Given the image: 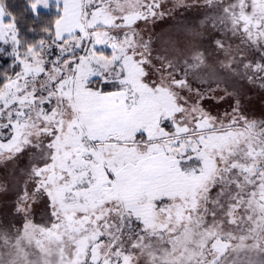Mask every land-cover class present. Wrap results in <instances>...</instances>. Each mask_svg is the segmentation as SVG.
<instances>
[{
	"label": "snow or ice",
	"instance_id": "snow-or-ice-1",
	"mask_svg": "<svg viewBox=\"0 0 264 264\" xmlns=\"http://www.w3.org/2000/svg\"><path fill=\"white\" fill-rule=\"evenodd\" d=\"M0 264H264V0H0Z\"/></svg>",
	"mask_w": 264,
	"mask_h": 264
}]
</instances>
